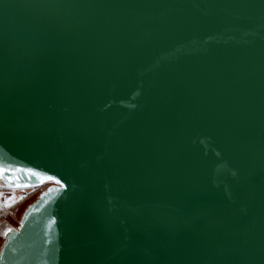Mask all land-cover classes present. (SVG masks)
<instances>
[{"label": "water", "instance_id": "95a60500", "mask_svg": "<svg viewBox=\"0 0 264 264\" xmlns=\"http://www.w3.org/2000/svg\"><path fill=\"white\" fill-rule=\"evenodd\" d=\"M0 188V264H264V0H0Z\"/></svg>", "mask_w": 264, "mask_h": 264}, {"label": "rangeland", "instance_id": "374dc122", "mask_svg": "<svg viewBox=\"0 0 264 264\" xmlns=\"http://www.w3.org/2000/svg\"><path fill=\"white\" fill-rule=\"evenodd\" d=\"M42 191V189H38L37 192L31 196L27 201H25L21 206H19L14 212L9 214H2L0 215V246L3 242V233L10 227L18 226L19 220L26 209V207L31 204L36 196ZM2 192V193H1ZM33 191H28V193H32ZM5 193V189H0V204H2V195ZM13 195L18 198L20 192H13ZM1 214V213H0Z\"/></svg>", "mask_w": 264, "mask_h": 264}, {"label": "built area", "instance_id": "2783aa9c", "mask_svg": "<svg viewBox=\"0 0 264 264\" xmlns=\"http://www.w3.org/2000/svg\"><path fill=\"white\" fill-rule=\"evenodd\" d=\"M1 189V188H0ZM38 189H23V190H5L2 195V204H0V215L9 214L14 212L19 206H21L25 201H27L31 196H33ZM20 192L18 198L13 195V192ZM28 191H33L28 193ZM1 219V218H0Z\"/></svg>", "mask_w": 264, "mask_h": 264}, {"label": "trees", "instance_id": "16d2710c", "mask_svg": "<svg viewBox=\"0 0 264 264\" xmlns=\"http://www.w3.org/2000/svg\"><path fill=\"white\" fill-rule=\"evenodd\" d=\"M37 196H38V195H37ZM37 196H36V198H37ZM36 198H35V199H36ZM35 199H34V200H35Z\"/></svg>", "mask_w": 264, "mask_h": 264}, {"label": "snow or ice", "instance_id": "6c2138e0", "mask_svg": "<svg viewBox=\"0 0 264 264\" xmlns=\"http://www.w3.org/2000/svg\"><path fill=\"white\" fill-rule=\"evenodd\" d=\"M18 187L20 186V185H17Z\"/></svg>", "mask_w": 264, "mask_h": 264}, {"label": "crops", "instance_id": "0c3cea01", "mask_svg": "<svg viewBox=\"0 0 264 264\" xmlns=\"http://www.w3.org/2000/svg\"><path fill=\"white\" fill-rule=\"evenodd\" d=\"M2 193V192H1Z\"/></svg>", "mask_w": 264, "mask_h": 264}]
</instances>
